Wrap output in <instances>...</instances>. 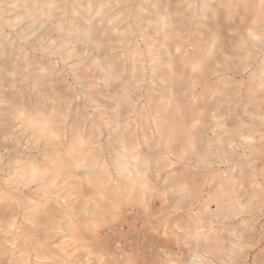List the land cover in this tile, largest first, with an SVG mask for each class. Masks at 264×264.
Here are the masks:
<instances>
[{"label": "rangeland", "instance_id": "1", "mask_svg": "<svg viewBox=\"0 0 264 264\" xmlns=\"http://www.w3.org/2000/svg\"><path fill=\"white\" fill-rule=\"evenodd\" d=\"M204 2L0 0V264H264V0Z\"/></svg>", "mask_w": 264, "mask_h": 264}, {"label": "bare ground", "instance_id": "2", "mask_svg": "<svg viewBox=\"0 0 264 264\" xmlns=\"http://www.w3.org/2000/svg\"><path fill=\"white\" fill-rule=\"evenodd\" d=\"M107 1V0H106ZM211 1V0H210ZM209 1V2H210ZM208 2V0H206V2H204L203 4H202V7H204V8H206V7H209L210 6V3ZM103 5V4H102ZM214 9V8H213ZM204 10H206V9H204ZM213 11H216V9H214ZM212 11V12H213ZM211 14V13H210ZM209 14V15H210ZM150 18V17H149ZM212 22V21H211ZM209 24H211V23H209ZM262 24V23H261ZM79 26V25H78ZM252 30H254V29H252ZM255 37V36H254ZM263 49V48H262ZM159 55V54H158ZM160 56V55H159ZM157 57V56H156ZM157 65H159V63L157 64ZM135 67L136 65H132V67ZM139 67V66H138ZM134 69V68H133ZM137 70H138V68H137ZM137 70L135 71V74L137 73ZM164 73H166V72H164ZM127 74V73H126ZM135 74H133V72H132V76L133 75H135ZM125 75V74H124ZM130 75V74H129ZM128 74H127V76H129ZM138 75V74H137ZM137 75H136V77H137ZM126 77V76H125ZM134 77V76H133ZM127 79H129V78H127ZM132 80V79H131ZM130 80V81H131ZM136 80V79H135ZM137 80H138V78H137ZM128 81V80H127ZM130 81H128V83L130 82ZM133 81V80H132ZM126 82V81H125ZM132 84L133 83H135L134 81L133 82H131ZM125 85V84H124ZM171 85V84H170ZM125 86H127V83H126V85ZM172 86V85H171ZM127 88V87H126ZM125 88V89H126ZM128 89H129V86H128ZM127 90V89H126ZM130 90H131V88H130ZM125 94H126V92H124ZM128 93H129V91H128ZM154 111H156V110H154ZM152 113H153V111H152ZM155 113V112H154ZM141 114V113H140ZM119 115V114H118ZM142 117V116H141ZM141 122V121H140ZM120 123V122H119ZM78 124V123H77ZM138 124V123H137ZM129 126H131V125H129ZM128 126V127H129ZM138 126V125H137ZM78 127V126H77ZM141 128V127H140ZM129 129H130V127H129ZM134 129V128H133ZM160 129V128H159ZM159 129L157 128V125L155 126V130H156V132L158 133V137H160L161 136V131H159ZM139 130V129H138ZM140 131V130H139ZM138 131V132H139ZM137 132V131H136ZM135 133V132H134ZM157 133H156V135H157ZM138 134V133H137ZM142 134V133H141ZM135 135H136V133H135ZM139 135V134H138ZM143 135V134H142ZM154 136V135H153ZM125 137V136H124ZM123 138H122V136H120V142H122L123 140H122ZM160 139V138H159ZM125 140V139H124ZM150 143V142H149ZM74 146V145H73ZM133 148V147H132ZM140 151V150H139ZM82 156V155H81ZM85 158V157H84ZM88 160V159H87ZM78 162V161H77ZM82 163V162H81ZM80 163V164H81ZM85 164V163H84ZM76 167V166H75ZM92 167V169L94 168L93 166H91ZM74 170V169H73ZM86 171V170H85ZM90 171H91V169H90ZM94 171H95V168H94ZM92 173V172H91ZM17 174V173H16ZM84 175H85V173H84ZM103 176V175H102ZM31 179V178H30ZM102 181V180H101ZM71 182V181H70ZM17 184V183H16ZM106 184V183H105ZM105 184H104V186H105ZM109 185V184H108ZM116 186V185H115ZM124 186V185H123ZM145 187V186H144ZM130 188V187H129ZM112 191V190H111ZM131 192V191H130ZM118 195V194H117ZM195 259H191V260H189L188 262H185V263H182V264H194L195 263V261H194ZM197 261V260H196ZM198 264V263H197Z\"/></svg>", "mask_w": 264, "mask_h": 264}]
</instances>
